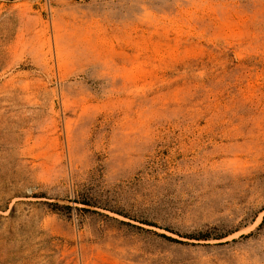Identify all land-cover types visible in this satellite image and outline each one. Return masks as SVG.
<instances>
[{
	"label": "rangeland",
	"instance_id": "1",
	"mask_svg": "<svg viewBox=\"0 0 264 264\" xmlns=\"http://www.w3.org/2000/svg\"><path fill=\"white\" fill-rule=\"evenodd\" d=\"M0 264H264V0H0Z\"/></svg>",
	"mask_w": 264,
	"mask_h": 264
},
{
	"label": "trees",
	"instance_id": "2",
	"mask_svg": "<svg viewBox=\"0 0 264 264\" xmlns=\"http://www.w3.org/2000/svg\"><path fill=\"white\" fill-rule=\"evenodd\" d=\"M203 238H205V239H206V238H208V237H203Z\"/></svg>",
	"mask_w": 264,
	"mask_h": 264
}]
</instances>
